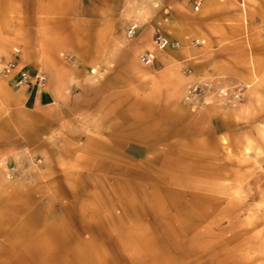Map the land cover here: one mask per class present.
<instances>
[{"label":"rangeland","instance_id":"1","mask_svg":"<svg viewBox=\"0 0 264 264\" xmlns=\"http://www.w3.org/2000/svg\"><path fill=\"white\" fill-rule=\"evenodd\" d=\"M111 1L119 20L158 15L147 48L179 46L144 65L85 0H0V264L35 243L90 264H264V0L199 36L159 0ZM23 70L50 75L45 106L13 87Z\"/></svg>","mask_w":264,"mask_h":264},{"label":"crops","instance_id":"2","mask_svg":"<svg viewBox=\"0 0 264 264\" xmlns=\"http://www.w3.org/2000/svg\"><path fill=\"white\" fill-rule=\"evenodd\" d=\"M161 4H165L166 10L172 8V11L180 12V22L183 29L186 30L188 36H199L200 33L204 32V29L208 26L215 25V21L221 16H225L228 19H237L247 17V10L249 8L251 0H203L199 10L193 9L192 0H159ZM85 7L81 11L85 12L86 19L89 23L95 25L96 31H106L109 35V39L113 40V44L116 47H123L126 50L128 45L133 51V54L139 55V62L144 65L141 61V57L144 55H152L154 63L157 58V48L151 50L147 48V44L143 43L146 40L147 34L152 32L157 27L156 16L153 11L154 8H150V13H154L150 19L145 18V14H139L136 20L127 22L125 20H119L117 11L119 5L111 0H85ZM243 15V16H242ZM174 16V15H173ZM122 21V26L117 30V26ZM109 27V30L107 29ZM115 36V39L113 37ZM27 52V50H26ZM23 53V51H22ZM33 52L28 50L27 58L30 59ZM164 61L163 58L158 59ZM151 63V64H152ZM42 66V65H39ZM32 73L35 69H30ZM41 72V70H36ZM44 72H42L43 74ZM45 85H38L35 82L31 84H18L17 80L19 75L10 77V82L13 87H17V92L23 96L28 102L31 109L41 108L45 106L51 98V90L49 86L50 75L44 73ZM47 77V80H46ZM139 148L133 146L128 148L129 155L137 157L139 155Z\"/></svg>","mask_w":264,"mask_h":264},{"label":"bare ground","instance_id":"3","mask_svg":"<svg viewBox=\"0 0 264 264\" xmlns=\"http://www.w3.org/2000/svg\"><path fill=\"white\" fill-rule=\"evenodd\" d=\"M141 12L143 14H146V10H142ZM6 45H7L6 42H0V51L4 50ZM129 173L130 172H128V174ZM82 230H84L83 232H87V233L91 232V228L87 224L82 226ZM97 233L98 235L101 236L100 231H98ZM64 245L66 246L67 243L62 244V247H64ZM111 245H114V243H111ZM28 249H29V258L22 260L23 262L22 264H90L91 261L89 259L93 257V255L91 254L81 253L78 250L68 251V252L64 251L65 253L64 252L62 253L61 251L60 253L56 250L48 252L47 246L38 245L36 243L29 246Z\"/></svg>","mask_w":264,"mask_h":264},{"label":"built area","instance_id":"4","mask_svg":"<svg viewBox=\"0 0 264 264\" xmlns=\"http://www.w3.org/2000/svg\"><path fill=\"white\" fill-rule=\"evenodd\" d=\"M203 0H192L193 9L195 11L199 10ZM156 46L159 50H165L168 48H175L179 46V42L177 40H171L167 36L163 34H158L156 37ZM141 61L145 64H151L153 62L152 55H144L141 57ZM17 63L11 60L5 71L7 73H11L12 70L16 67ZM35 82L38 85H43V77L39 75L31 76L27 71L23 70L19 72V78L17 80L18 84H31Z\"/></svg>","mask_w":264,"mask_h":264}]
</instances>
